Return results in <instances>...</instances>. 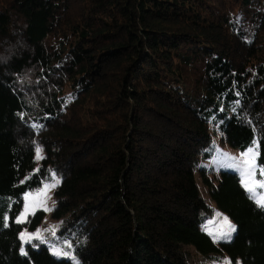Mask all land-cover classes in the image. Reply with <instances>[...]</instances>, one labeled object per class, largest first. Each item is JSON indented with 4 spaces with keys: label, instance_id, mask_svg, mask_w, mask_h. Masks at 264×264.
Listing matches in <instances>:
<instances>
[{
    "label": "trees",
    "instance_id": "trees-1",
    "mask_svg": "<svg viewBox=\"0 0 264 264\" xmlns=\"http://www.w3.org/2000/svg\"><path fill=\"white\" fill-rule=\"evenodd\" d=\"M218 137L264 168V0H0V264H264V207L207 166ZM56 179L77 261L23 246L45 219L18 222L25 196Z\"/></svg>",
    "mask_w": 264,
    "mask_h": 264
},
{
    "label": "rangeland",
    "instance_id": "rangeland-1",
    "mask_svg": "<svg viewBox=\"0 0 264 264\" xmlns=\"http://www.w3.org/2000/svg\"><path fill=\"white\" fill-rule=\"evenodd\" d=\"M250 149L252 151H249ZM212 165H216L217 168H214V170L217 174L221 170L238 173L244 187L245 183L254 187V192L249 191V193L256 201L264 197V188L254 183L255 181H264V174H262L264 168L258 165V151L256 145L245 152H240L228 147L224 139L218 137L216 138V156L212 162L207 163L208 167H212ZM57 183L58 179L46 182L41 187L29 192L25 196L24 208L18 218V222H28L29 218L40 210L45 212V219L37 230L29 231L27 229L21 234L23 246L25 247L27 244H31L35 248H39L41 245H46L53 255L71 258L77 261L69 240H59L55 239L57 236H51L54 228H56V221L53 219L52 214L56 205L55 188ZM198 184L202 196L207 202H210L209 193L202 185L200 179H198ZM205 229L217 242L230 241L236 231V226L226 215L216 210L212 218L206 223ZM60 237L61 236H58V238ZM193 251L194 250H191L192 253H194ZM195 258L199 262L201 261L202 264H234L228 258H225L222 263H212L201 257Z\"/></svg>",
    "mask_w": 264,
    "mask_h": 264
},
{
    "label": "snow or ice",
    "instance_id": "snow-or-ice-1",
    "mask_svg": "<svg viewBox=\"0 0 264 264\" xmlns=\"http://www.w3.org/2000/svg\"><path fill=\"white\" fill-rule=\"evenodd\" d=\"M249 151H252L251 149ZM39 153V150H38ZM262 174H264V170H262ZM256 185H258L261 188H264V181H255L254 182ZM245 187L248 189L250 192H254V187L250 186L248 183H245ZM257 203L264 207V197H261L260 199L257 200Z\"/></svg>",
    "mask_w": 264,
    "mask_h": 264
}]
</instances>
